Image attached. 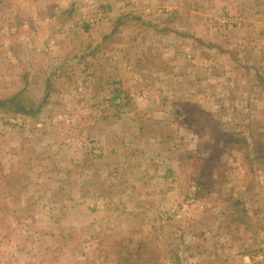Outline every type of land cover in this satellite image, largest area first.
<instances>
[{"label":"crops","instance_id":"crops-1","mask_svg":"<svg viewBox=\"0 0 264 264\" xmlns=\"http://www.w3.org/2000/svg\"><path fill=\"white\" fill-rule=\"evenodd\" d=\"M68 1L62 3L67 5ZM72 1L79 10L81 3L90 0ZM106 8L108 14L96 24L89 23L93 8L88 10L91 17L87 19L78 12V23L87 21L89 33L94 30L91 37L88 34L89 39L81 43L75 40L72 46L65 44L72 34L66 25L60 35L62 40L45 42L43 52L50 56L48 60L37 58L31 51L30 73L42 74L46 81L39 102L43 103L40 117L52 110L49 96L58 95L57 107L90 111L96 118L90 115L88 119L79 113L69 119L62 113L57 116L60 128L71 121L74 127H79L76 134L71 137L60 134L54 141L48 134L40 135L38 145L35 144L39 148L27 154L18 146L12 149V169H16L10 194L12 215L8 217L7 229L0 230V237L8 235L12 243L0 247V264H255L258 261L255 254L241 248L242 251L235 252L225 244L218 230L204 229L205 218L201 212H194L200 201L192 194L190 199L185 196L178 158L175 152H170L165 135L152 130L156 125L171 124L160 113L170 106L162 107L148 97L156 95V90L132 89L127 85L129 74H112L113 68H118L116 64L112 66L114 62L110 59L111 54L117 55L113 44L119 40L115 41V37L124 34L131 14L122 6ZM173 10L172 14L171 10L167 12L168 27L153 26L150 31L169 38L177 34L176 8ZM190 18L196 23L195 32L203 28L208 32L193 19L194 15ZM30 27L41 32L44 28L37 22ZM14 43L13 50L17 52L22 44ZM30 43L23 45L32 49ZM49 44L52 49L48 52L45 49ZM102 48L109 52L104 53ZM8 54L10 62L13 59ZM84 54L95 58L86 60ZM102 54L110 72L105 69L99 73L94 69ZM91 61L92 68H84L91 67ZM59 73L62 74L56 75ZM1 76L8 81L14 79L12 74H0V80ZM56 77L63 87L50 93ZM29 78L27 74L24 76L25 87L39 79ZM70 86L77 97L73 102L65 99ZM17 93L14 91L12 95ZM96 94L101 102L95 107L92 97ZM123 99L125 102L121 104ZM94 108L104 113L97 115L92 111ZM108 111L112 114H107ZM43 122L45 127L41 130L52 126H46L45 119ZM40 125L41 122H36L35 127ZM19 175L24 179L20 180ZM162 216L166 218L165 225L160 224ZM240 241L236 238V242ZM258 254L262 256L264 252L258 250Z\"/></svg>","mask_w":264,"mask_h":264},{"label":"rangeland","instance_id":"rangeland-1","mask_svg":"<svg viewBox=\"0 0 264 264\" xmlns=\"http://www.w3.org/2000/svg\"><path fill=\"white\" fill-rule=\"evenodd\" d=\"M75 6L76 2L72 0L67 5L62 0H0V74H12L14 78L8 81L1 76L0 97L7 98L14 91H22L21 100L31 98L32 106L36 108L41 102L46 81L42 74L30 73L31 51L37 58L48 60L50 56L43 52L45 42L48 39L62 40L60 35L66 25L76 29H68L72 34L65 44L72 46L75 40L81 43L94 34L92 29L89 33V23L96 24L104 19L109 12L107 6H122L131 17L129 24L123 28L124 34L119 35V39L115 37V41L119 40L113 44L117 55L111 54L110 59L114 62L112 66L116 64L118 68H113L112 74H129L131 77L127 85L132 89L145 92L156 90V95L148 97L162 107L170 106L169 110L160 113H164L165 122L171 124L156 125L152 130L163 133L168 140V148L172 150L170 152H175L182 172L180 178H184L185 196L190 199L196 189L190 179L197 172L195 167L200 165L196 157L208 158L212 151L217 157L223 150V138L209 134L208 129L202 127L206 123V115H211L215 122L213 128L222 132L220 134L229 133L236 140L246 142V158H242L243 154L238 151H232L235 162L225 171L228 182L219 192L224 194L233 187V198L229 203L217 199L216 188L212 190L206 186L199 192V208L194 212H201L205 218L204 229L218 230L225 244L232 246L235 252L242 251L239 248L244 249L259 258H256L258 261L255 264H260V260L264 264V255L258 254V250L264 252V0H90L81 3L79 10ZM90 8H93L92 17L88 12ZM174 8L177 34L169 38L150 31L153 26L168 27L167 12L171 10L172 14ZM78 12L86 19L91 17L89 23H78ZM192 15L200 27L208 29L207 33L204 28L195 32L196 23L192 22ZM35 22L44 27L42 32L30 29L31 23ZM31 33L34 34L33 40L30 39ZM14 42L22 44L17 52L13 50ZM28 42H31L32 49L23 45ZM101 51L109 52L104 48ZM7 54L13 59L10 62ZM84 55L86 60L95 58ZM103 55L94 63V69H98L99 73H104L105 69L110 72ZM37 58L34 57V60ZM89 63L91 67H84L87 70L93 66L92 61ZM26 74L27 79L31 74L30 78L39 77L40 82L25 87ZM54 80L50 93H56L63 87L61 80L57 77ZM66 92L68 102L77 100L72 86ZM57 96H49L52 110L44 112L42 117L41 112L37 118L28 116L29 119H26L25 116L0 111V230L7 229L8 217L12 215L10 194L12 181L15 180L13 171L16 170L12 169V149L18 146L27 154L39 148L35 144L38 145L40 135L48 134L49 139L54 141L60 138V134L70 137L76 134L79 127H74L71 121L60 128L57 116L62 113L69 119L79 113L88 119L92 115L90 111L57 107ZM92 99L95 100V107L101 102L97 94ZM123 102L125 99L120 101L121 104ZM92 111L97 115L104 113L98 108ZM107 114L112 113L108 111ZM92 117L96 118L95 115ZM44 119L46 126H52L41 130L45 127ZM49 119L50 123H47ZM36 122H41L43 126L35 127ZM111 131L114 129L111 128ZM22 155L20 152V163H23ZM223 159L226 160V157ZM18 178L22 180L24 176L19 175ZM206 189L212 192L208 193ZM237 216L243 217L250 225L246 233L238 226L244 227V224L237 223ZM236 238L241 241L236 242ZM11 243L8 235L0 237V247Z\"/></svg>","mask_w":264,"mask_h":264},{"label":"trees","instance_id":"trees-1","mask_svg":"<svg viewBox=\"0 0 264 264\" xmlns=\"http://www.w3.org/2000/svg\"><path fill=\"white\" fill-rule=\"evenodd\" d=\"M22 93H23L22 91H19L17 94L12 95L10 97L0 98V111L2 112L7 111L10 114L16 115L18 117L20 116H25V117L31 116L32 118L37 117L43 106V103H40L37 105L36 108H33L32 102L29 98H23L24 100H21ZM205 121L206 123L202 124V127L207 128L209 134L211 135L213 134L214 136H220L223 138V140L222 139L219 140V141L222 140L223 150L219 151L217 157L216 154L214 155V151L211 152L212 154L208 158L196 157L200 165L197 168L195 167V169L197 170L196 174L190 176V179L192 180V182L196 187L195 191L193 192V196L195 199L200 201L199 192L202 189H205L206 186H209L212 190L216 188L215 193L217 199H221L229 203L230 200L233 198V189L235 188L233 187H232L233 189L229 188L228 192H225L224 194L223 192L219 193L220 188L226 187V183L228 182V178H226L225 171H228L229 168L233 167L234 165L235 158L233 157L232 151L235 152L238 151V153L243 154L242 158H246L244 151L247 148V144L244 140L243 141L236 140L235 138H233L232 134L229 133L220 134L222 132L213 128L215 122L212 120L210 114L206 115ZM215 153L218 152L215 151ZM224 156L226 157V160L223 159ZM188 158H190L189 155ZM210 190L206 189V192L208 193L212 192ZM217 193L219 194L217 195ZM246 211L249 212L250 210H246ZM240 216H237V219H239L237 223L244 224V227L240 225L239 226L243 230L249 231L250 225H248L247 222H245V220L243 219V217Z\"/></svg>","mask_w":264,"mask_h":264},{"label":"built area","instance_id":"built-area-1","mask_svg":"<svg viewBox=\"0 0 264 264\" xmlns=\"http://www.w3.org/2000/svg\"><path fill=\"white\" fill-rule=\"evenodd\" d=\"M70 28V30L71 31H74L76 28L74 27V26H69L68 28H67V31H69L68 29ZM52 49V46H51V44H49L48 46H47V48L45 49V51H50ZM165 223H166V218L164 217V216H162L161 218H160V224L161 225H165Z\"/></svg>","mask_w":264,"mask_h":264}]
</instances>
